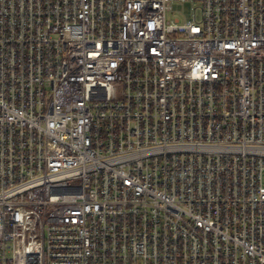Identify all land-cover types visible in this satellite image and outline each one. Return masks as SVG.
I'll list each match as a JSON object with an SVG mask.
<instances>
[{
    "label": "built area",
    "instance_id": "2783aa9c",
    "mask_svg": "<svg viewBox=\"0 0 264 264\" xmlns=\"http://www.w3.org/2000/svg\"><path fill=\"white\" fill-rule=\"evenodd\" d=\"M264 0H0V264H264Z\"/></svg>",
    "mask_w": 264,
    "mask_h": 264
},
{
    "label": "rangeland",
    "instance_id": "374dc122",
    "mask_svg": "<svg viewBox=\"0 0 264 264\" xmlns=\"http://www.w3.org/2000/svg\"><path fill=\"white\" fill-rule=\"evenodd\" d=\"M263 184H264V177H263Z\"/></svg>",
    "mask_w": 264,
    "mask_h": 264
}]
</instances>
